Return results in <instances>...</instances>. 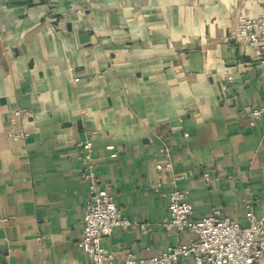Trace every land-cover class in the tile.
<instances>
[{
	"label": "crops",
	"instance_id": "0c3cea01",
	"mask_svg": "<svg viewBox=\"0 0 264 264\" xmlns=\"http://www.w3.org/2000/svg\"><path fill=\"white\" fill-rule=\"evenodd\" d=\"M241 13L264 0H0V264L89 262L76 245L85 140L134 223L103 239L117 258L195 237L161 225L172 188L193 219L260 215L264 114L250 125L244 107L264 106V78L253 46L230 37Z\"/></svg>",
	"mask_w": 264,
	"mask_h": 264
},
{
	"label": "built area",
	"instance_id": "2783aa9c",
	"mask_svg": "<svg viewBox=\"0 0 264 264\" xmlns=\"http://www.w3.org/2000/svg\"><path fill=\"white\" fill-rule=\"evenodd\" d=\"M230 37L253 46L262 66L260 75L264 78V13L256 17L239 14ZM244 111L251 117L250 125H254L264 114V106L246 105ZM15 114L32 116L25 109H17ZM12 135L19 137L21 133ZM108 148L113 149L112 146ZM161 152L170 156L167 147ZM77 158L80 165L77 175L87 184L82 233L76 241L77 247L89 257V262L82 264H175L180 258H189V264H264V204L260 215H256L254 207L248 204L244 222L231 219L219 210L200 219H193V207L187 200V193L179 188H172L166 193L169 212L161 225L167 231H190L195 237L184 243L169 245L160 253L148 257L128 253L117 258L104 245L103 239L112 234L116 227L127 229L134 223L123 215L114 194L99 184L95 148L91 140L80 143ZM165 167H172L170 160ZM157 168L162 169L163 166L157 165ZM160 187L161 184L158 183L156 190ZM140 226L142 229L146 228L145 224Z\"/></svg>",
	"mask_w": 264,
	"mask_h": 264
}]
</instances>
